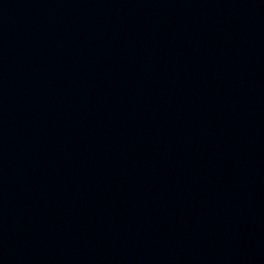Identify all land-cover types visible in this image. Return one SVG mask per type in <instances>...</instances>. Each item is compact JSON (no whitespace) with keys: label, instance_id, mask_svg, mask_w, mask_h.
I'll use <instances>...</instances> for the list:
<instances>
[{"label":"water","instance_id":"water-1","mask_svg":"<svg viewBox=\"0 0 264 264\" xmlns=\"http://www.w3.org/2000/svg\"><path fill=\"white\" fill-rule=\"evenodd\" d=\"M0 264H264V0H0Z\"/></svg>","mask_w":264,"mask_h":264}]
</instances>
